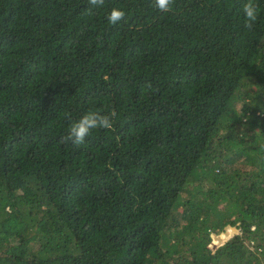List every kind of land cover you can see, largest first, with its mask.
<instances>
[{
	"label": "trees",
	"instance_id": "1",
	"mask_svg": "<svg viewBox=\"0 0 264 264\" xmlns=\"http://www.w3.org/2000/svg\"><path fill=\"white\" fill-rule=\"evenodd\" d=\"M248 2L0 0V264H264V0L251 28Z\"/></svg>",
	"mask_w": 264,
	"mask_h": 264
},
{
	"label": "clouds",
	"instance_id": "2",
	"mask_svg": "<svg viewBox=\"0 0 264 264\" xmlns=\"http://www.w3.org/2000/svg\"><path fill=\"white\" fill-rule=\"evenodd\" d=\"M105 0H88V3L92 7L103 6ZM175 0H154V6L161 12H168L171 10V6ZM245 14V26L251 28L258 19L257 6L249 0L244 5ZM91 11V8H89ZM125 12L118 8H113L107 16V20L110 24H117L125 18ZM115 113L108 115L87 114L83 116L79 121L71 125L70 131L66 139L71 140L76 145H81L85 142L86 137L89 136L91 130L96 128L110 129L112 128V118Z\"/></svg>",
	"mask_w": 264,
	"mask_h": 264
},
{
	"label": "rangeland",
	"instance_id": "3",
	"mask_svg": "<svg viewBox=\"0 0 264 264\" xmlns=\"http://www.w3.org/2000/svg\"><path fill=\"white\" fill-rule=\"evenodd\" d=\"M226 230H227V228L221 230L220 233L223 231H226ZM240 232H241V228L236 227V229H234V231L231 233L232 236L231 237L229 236L226 239H223L222 243L219 245H224L227 241L231 240L235 235L239 234ZM211 242H213V240H211Z\"/></svg>",
	"mask_w": 264,
	"mask_h": 264
},
{
	"label": "water",
	"instance_id": "4",
	"mask_svg": "<svg viewBox=\"0 0 264 264\" xmlns=\"http://www.w3.org/2000/svg\"><path fill=\"white\" fill-rule=\"evenodd\" d=\"M229 227L233 228V229H236V227L233 226V225H230ZM217 236H219V234H213V237H217ZM211 245H212V248H215L217 246V243L211 242Z\"/></svg>",
	"mask_w": 264,
	"mask_h": 264
}]
</instances>
